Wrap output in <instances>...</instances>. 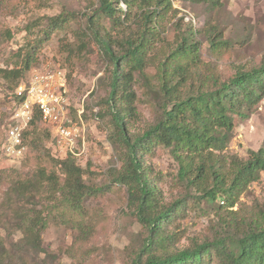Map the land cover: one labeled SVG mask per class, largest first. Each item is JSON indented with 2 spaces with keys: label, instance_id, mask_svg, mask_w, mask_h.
Wrapping results in <instances>:
<instances>
[{
  "label": "trees",
  "instance_id": "obj_1",
  "mask_svg": "<svg viewBox=\"0 0 264 264\" xmlns=\"http://www.w3.org/2000/svg\"><path fill=\"white\" fill-rule=\"evenodd\" d=\"M189 1L223 7L222 0ZM177 15L172 0H97L90 14L65 12L50 19L45 38L29 44L21 66L1 69L0 78L16 89L27 83L23 79L52 33L68 31L72 20L83 19L75 38L79 52L93 46L107 66L108 94L101 118L110 131V143L123 156L113 181L126 189L128 205L145 234L131 264H264V203L241 201L264 173V150L250 151L248 159L227 153L236 118L248 120L264 100V64L253 69L238 66L234 76L223 79L212 64L203 62L197 40L199 32L206 37L209 51L221 57L230 50L223 34L216 26L200 31L190 28L169 43L164 37L167 24ZM140 89L145 100L139 97ZM142 103L157 106L160 116L136 134L133 129ZM41 124L45 125L35 112L24 133L27 145ZM46 128L55 145L56 138ZM159 149L170 150L179 167L178 182L196 195L193 200L214 209L212 237L182 250L176 247L175 227L184 218L187 198L164 203L143 162ZM62 159L56 164L63 179L39 168L33 179L13 182L2 205L15 209L11 225L22 237L11 248L0 241V264H45L41 253L50 213L45 211L48 206L37 208L44 195L60 196V206L54 205L53 210L62 207L77 215L84 213L83 202L93 191L84 182L85 172L76 157L67 153Z\"/></svg>",
  "mask_w": 264,
  "mask_h": 264
},
{
  "label": "rangeland",
  "instance_id": "obj_2",
  "mask_svg": "<svg viewBox=\"0 0 264 264\" xmlns=\"http://www.w3.org/2000/svg\"><path fill=\"white\" fill-rule=\"evenodd\" d=\"M172 2L178 15L167 24L164 37L169 43L190 28L200 31L216 26L223 34V42L230 46L223 56H214L206 37L199 32L197 40L201 43L203 62L212 64L223 79L234 76L238 66L253 69L264 64V0H222L223 7L216 9L189 0ZM92 6H97V0H0V70L21 66L27 46L45 38L50 19L65 12L85 16L91 13ZM180 18L183 22L178 21ZM83 25V19L72 20L68 31L52 33L39 52L37 63L23 79L29 81L36 71L60 70L64 74L70 119L80 135L73 156L85 172L84 182L93 191L83 202L84 215L62 207L53 210L54 205L57 209L60 206L59 195L53 199L44 195L37 201L38 210L48 206L45 211L50 213L41 258L46 259L45 264H131L145 234L128 205L126 189L113 181L123 165V156L121 149L110 143V131L101 118L104 116L102 103L108 94L107 66L93 46L82 54L79 52L75 38ZM154 72L149 70L150 74ZM15 92L13 84L0 78V146L3 129L12 122L15 112ZM138 93L145 100L143 89ZM139 113L140 120L133 129L136 134H142L160 116L157 106L143 103L139 104ZM45 125L56 138L54 128ZM45 125L35 128L28 137L27 151L22 158L0 154V241L7 248L22 237L11 225L15 221V209L6 210L2 205L13 182L33 179L39 168L61 175L56 161L65 159L67 153L52 143ZM261 149L264 150V100L248 120L236 118L227 153L248 159L250 151ZM143 162L161 190L164 203L187 198L184 218L175 227L176 247L182 250L211 238V227L216 220L213 206L193 200L196 195L178 182L179 167L170 150L159 149ZM241 201L248 205L264 203V173Z\"/></svg>",
  "mask_w": 264,
  "mask_h": 264
},
{
  "label": "built area",
  "instance_id": "obj_3",
  "mask_svg": "<svg viewBox=\"0 0 264 264\" xmlns=\"http://www.w3.org/2000/svg\"><path fill=\"white\" fill-rule=\"evenodd\" d=\"M65 86V76L60 70L36 71L27 83L19 85L12 122L3 129L1 155L18 159L26 154L24 133L35 112L43 123L54 128L57 147L75 155L80 135L70 119Z\"/></svg>",
  "mask_w": 264,
  "mask_h": 264
}]
</instances>
